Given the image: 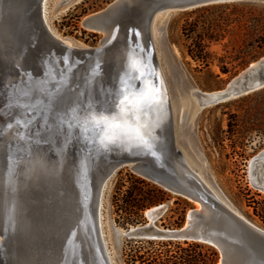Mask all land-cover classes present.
<instances>
[{
    "label": "water",
    "instance_id": "95a60500",
    "mask_svg": "<svg viewBox=\"0 0 264 264\" xmlns=\"http://www.w3.org/2000/svg\"><path fill=\"white\" fill-rule=\"evenodd\" d=\"M76 1L61 0L53 15ZM243 1L264 0H114L82 21L100 33L111 26L113 38L80 47L46 29L41 6L49 19V0H0V264H106L92 246L89 218L99 182L108 175L106 190L122 166L198 205L181 227L162 230L154 225L166 208L160 206L127 238L203 243L220 252L219 264H264V230L234 214L177 150L167 91L152 54L158 15ZM122 88L123 94L158 91L155 104L126 118L131 126L139 123L146 144L131 136L104 139L102 127L89 123L92 116L119 119ZM262 88L264 57L224 89L202 94L199 103ZM27 125L35 126L32 133ZM252 164L264 192V150Z\"/></svg>",
    "mask_w": 264,
    "mask_h": 264
},
{
    "label": "rangeland",
    "instance_id": "374dc122",
    "mask_svg": "<svg viewBox=\"0 0 264 264\" xmlns=\"http://www.w3.org/2000/svg\"><path fill=\"white\" fill-rule=\"evenodd\" d=\"M60 1L49 0L47 4L51 28L48 27L52 33L69 45L99 46L102 34L85 28L82 21L114 0H77L53 15ZM152 35L170 102L177 150L229 207L264 230V225L253 215V207L259 209L264 205V192L258 187L257 171L252 164L264 150V88L216 104L201 107L199 103L202 94L224 89L233 77L264 57V1L216 4L160 14L153 22ZM199 36L204 39L207 65L194 61L187 54L189 47L195 49L192 40ZM27 128L32 133L35 126L27 125ZM151 186L163 190L169 200L145 209L137 219L141 223H122L124 213L118 214L116 205L121 204L128 190L145 191ZM176 198L127 166L114 172L102 199L101 222L105 244L115 264H127V255L133 253H199L182 241L170 240L173 244L165 247L163 244L169 240L127 238L125 235L129 230L145 226L146 213L163 205L166 206L162 208L165 210L163 221L158 219L154 225L158 229L181 227L188 211L197 208V204L179 197L186 205L184 202L177 205L174 204ZM184 206L183 221L176 227L174 222L181 216ZM168 209L171 211L165 214ZM178 242L185 250L175 247ZM201 244L204 246L201 253H208L205 249L212 246ZM212 248L217 253L216 264H219L220 252Z\"/></svg>",
    "mask_w": 264,
    "mask_h": 264
},
{
    "label": "trees",
    "instance_id": "16d2710c",
    "mask_svg": "<svg viewBox=\"0 0 264 264\" xmlns=\"http://www.w3.org/2000/svg\"><path fill=\"white\" fill-rule=\"evenodd\" d=\"M185 30V29H184ZM189 32V31H188ZM188 38V36H187ZM192 44L194 45V50L191 47L188 48L187 54L193 59L203 65H207L208 55L204 52V39L199 36L197 40H192ZM169 200L168 195L155 186L148 187L145 191L141 189L133 188L130 192L126 193L125 197L122 198L121 204L116 205V212L124 213V217H122V223H141V221H137V219L141 218L142 212L156 204L167 202ZM184 202L178 196L174 201V204H180ZM184 205L186 203L184 202ZM250 206V205H248ZM185 207L182 208L181 216L174 222L176 227L180 226V223L183 221V217L185 214ZM171 210H166L165 214L170 212ZM164 214V215H165ZM253 215L256 216L260 223L264 225V205L257 209L253 207ZM121 218V217H120ZM159 220L163 221V216L159 218ZM173 243L171 241H167L163 246H169ZM183 244L187 246H193L195 249L199 251V253H133L128 254L126 263L127 264H135L138 262L139 264H216L217 263V253L212 248H206V252L201 253L204 250V246L201 243L193 242L189 244L184 241ZM180 243H176L175 247L179 250L183 251L185 249L180 247ZM169 252V251H168Z\"/></svg>",
    "mask_w": 264,
    "mask_h": 264
},
{
    "label": "bare ground",
    "instance_id": "6f19581e",
    "mask_svg": "<svg viewBox=\"0 0 264 264\" xmlns=\"http://www.w3.org/2000/svg\"><path fill=\"white\" fill-rule=\"evenodd\" d=\"M46 6L43 5L41 6V9H43V11L41 12L42 14V17H43V20L46 24V29L50 32V34L52 36H54L55 38H58L60 39L59 37L55 36L52 31H51V25H50V19H47V17L45 16V13H46ZM55 8V7H54ZM89 16H87L84 20H86ZM83 20V21H84ZM50 28H49V27ZM87 29L91 30V31H94V32H97L96 30H94V27L93 26H90V25H85ZM113 32H114V28H112L111 26L109 28H107V30L105 32H101L102 34V37L105 38V41H110L112 38H113ZM100 33V32H98ZM139 34L141 36V41L143 43V45L145 44V31L144 29L141 27V30L139 31ZM151 35H152V32H151ZM62 41H64L65 39H61ZM66 43V41H64ZM63 46H65L63 43H61ZM69 45V44H68ZM152 54L155 58V62H156V65H157V68H158V72H159V75H160V82L162 81L163 84H164V80H163V77H162V73H161V70H160V67L158 65V62H157V59H156V55H155V51H154V46H153V41H152ZM143 56H144V60L147 61V56L148 54L147 53H143ZM253 64H251L250 66H252ZM150 68H151V65H149ZM164 87H165V84H164ZM166 89V87H165ZM168 95V94H167ZM169 99V98H168ZM170 104V102H169ZM170 110H171V107H170ZM172 113V112H171ZM172 127H173V120H172ZM173 139H174V127H173ZM189 170L197 175L210 189V185L209 183L207 182V180L198 172H196L194 169H192L189 165ZM137 171V169H136ZM261 175V174H260ZM108 175L101 179V181L99 182L98 184V187H97V191H96V195H95V200H94V206H93V209H92V213L90 215V218H89V224L92 226V229L94 231V245H92L93 247L97 246L99 251L101 252V255H102V258L104 259L105 263L106 264H115V262L113 261V257L111 256V252L108 250L106 244H105V237H104V234H103V230H102V216H101V208H102V199H103V191L105 190V183H106V179H107ZM213 190V189H212ZM214 191V190H213ZM215 192V191H214ZM216 193V192H215ZM217 194V193H216ZM218 195V194H217ZM219 197V196H218ZM221 199V198H220ZM221 201L232 211L234 212V214L238 215V216H242L239 212H237L236 210L232 209L231 207H229L222 199ZM160 206L158 207H154L152 209H150L146 215L148 216V213H152L156 210L159 209ZM198 209V205H197V208ZM133 230V229H132ZM162 230V229H160ZM1 238L0 237V241H1Z\"/></svg>",
    "mask_w": 264,
    "mask_h": 264
},
{
    "label": "snow or ice",
    "instance_id": "6c2138e0",
    "mask_svg": "<svg viewBox=\"0 0 264 264\" xmlns=\"http://www.w3.org/2000/svg\"><path fill=\"white\" fill-rule=\"evenodd\" d=\"M125 89H121V98L118 101L119 119L113 118L108 120L103 115L96 117L92 116L89 120L93 126L102 127L104 139L115 140L119 136H131L138 141L146 144L144 137L141 134L140 125L137 122L136 126H131L127 122V117L131 114L136 118V114L142 112L145 107H150L157 102L158 91L150 90L145 91L139 95L136 94H123Z\"/></svg>",
    "mask_w": 264,
    "mask_h": 264
}]
</instances>
